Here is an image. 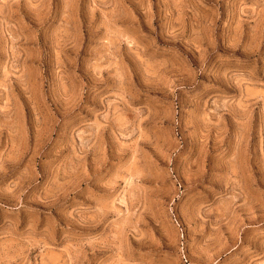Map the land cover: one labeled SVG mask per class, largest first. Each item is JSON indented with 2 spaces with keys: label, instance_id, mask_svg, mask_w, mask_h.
Segmentation results:
<instances>
[{
  "label": "rangeland",
  "instance_id": "374dc122",
  "mask_svg": "<svg viewBox=\"0 0 264 264\" xmlns=\"http://www.w3.org/2000/svg\"><path fill=\"white\" fill-rule=\"evenodd\" d=\"M0 264H264V0H0Z\"/></svg>",
  "mask_w": 264,
  "mask_h": 264
}]
</instances>
